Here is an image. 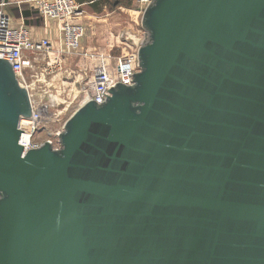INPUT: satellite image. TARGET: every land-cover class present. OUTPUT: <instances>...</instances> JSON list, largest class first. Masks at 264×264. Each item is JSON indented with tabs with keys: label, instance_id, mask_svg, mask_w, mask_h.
Listing matches in <instances>:
<instances>
[{
	"label": "water",
	"instance_id": "1",
	"mask_svg": "<svg viewBox=\"0 0 264 264\" xmlns=\"http://www.w3.org/2000/svg\"><path fill=\"white\" fill-rule=\"evenodd\" d=\"M141 27L132 85L57 149L20 145L0 59V264H264V0H150Z\"/></svg>",
	"mask_w": 264,
	"mask_h": 264
},
{
	"label": "built area",
	"instance_id": "2",
	"mask_svg": "<svg viewBox=\"0 0 264 264\" xmlns=\"http://www.w3.org/2000/svg\"><path fill=\"white\" fill-rule=\"evenodd\" d=\"M149 1L140 0L141 7L145 8ZM28 3L45 24L55 23L58 39L55 43L47 37H36L25 25H15L5 11V3L0 2V59L11 64L19 85L27 90L31 103V117L21 118L19 121V129L23 131L19 143L25 152L44 142H49L53 149H57L58 136L66 121L59 124L61 114L54 110L52 101L42 102V98L40 101L34 100L27 84V71L33 68L38 56H51V64H55L61 55L80 49L85 35V27L81 22L82 5L75 0H29ZM141 42L140 40L136 44L129 56L117 59L111 68L106 63V58L102 60L101 64L105 65L100 64L94 69L81 103L93 101L102 104L110 95L107 91L116 84L132 85L133 75L139 71L137 50ZM48 124L58 125L50 129L47 128Z\"/></svg>",
	"mask_w": 264,
	"mask_h": 264
},
{
	"label": "rangeland",
	"instance_id": "3",
	"mask_svg": "<svg viewBox=\"0 0 264 264\" xmlns=\"http://www.w3.org/2000/svg\"><path fill=\"white\" fill-rule=\"evenodd\" d=\"M120 1L109 6L102 4L97 9L81 4L85 35L80 49L61 55L55 64H51V56H38L26 73L34 100L52 101L54 110L61 114L59 124L80 106L93 71L102 60L106 58L108 66L113 67L117 59L129 56L144 37L141 27L144 8L140 0ZM57 125L48 124L47 128Z\"/></svg>",
	"mask_w": 264,
	"mask_h": 264
},
{
	"label": "crops",
	"instance_id": "4",
	"mask_svg": "<svg viewBox=\"0 0 264 264\" xmlns=\"http://www.w3.org/2000/svg\"><path fill=\"white\" fill-rule=\"evenodd\" d=\"M3 0H1L2 2ZM29 0H7V3L5 4V11L6 13L11 17L13 23L15 25L23 24L27 28L30 29L31 33L36 36V37H47L50 40L54 41L55 43L57 42L58 39V33H57V26L55 23H44L41 21V24H36L33 23L32 20L30 23H26L25 19L21 17V9L22 7H29L30 9L33 10L32 6L28 3ZM8 7H16L18 10V17L12 16L8 11ZM78 57V56H77ZM76 57V58H77ZM75 58V57H73ZM81 59V58H80ZM81 62V61H80ZM79 65V63H76ZM81 64V63H80Z\"/></svg>",
	"mask_w": 264,
	"mask_h": 264
},
{
	"label": "trees",
	"instance_id": "5",
	"mask_svg": "<svg viewBox=\"0 0 264 264\" xmlns=\"http://www.w3.org/2000/svg\"><path fill=\"white\" fill-rule=\"evenodd\" d=\"M78 4H88L90 5L92 8H98L99 6H101L102 4L105 5H110V3H114L117 2V4H120L121 1L120 0H75ZM128 2H130L131 0H126ZM119 2V3H118ZM18 9L16 7H8L7 11L14 17H18ZM21 17L23 19H25L26 23H30V21L32 20L33 23L36 24H41V18L38 17L36 11L30 9L29 7H22L21 9Z\"/></svg>",
	"mask_w": 264,
	"mask_h": 264
},
{
	"label": "bare ground",
	"instance_id": "6",
	"mask_svg": "<svg viewBox=\"0 0 264 264\" xmlns=\"http://www.w3.org/2000/svg\"><path fill=\"white\" fill-rule=\"evenodd\" d=\"M46 100H48V99H46ZM83 103H84V102H83ZM83 103H80V106L83 105ZM80 106H79V107H80Z\"/></svg>",
	"mask_w": 264,
	"mask_h": 264
}]
</instances>
